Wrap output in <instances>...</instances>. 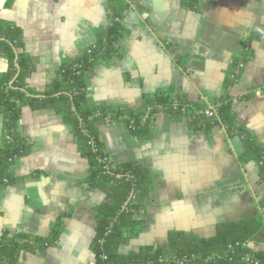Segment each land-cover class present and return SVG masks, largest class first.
I'll return each instance as SVG.
<instances>
[{
    "label": "crops",
    "instance_id": "crops-1",
    "mask_svg": "<svg viewBox=\"0 0 264 264\" xmlns=\"http://www.w3.org/2000/svg\"><path fill=\"white\" fill-rule=\"evenodd\" d=\"M123 7L128 35L111 61L90 72V103L140 111L146 96L175 86L189 100L214 107L248 43L249 61L231 89L233 107L238 122L264 145V0H195L194 8L185 0H0V21L23 28L34 63L28 81L43 92L65 63L107 36L114 12ZM8 68L0 55V73ZM98 125L111 160L142 163L155 182L140 216L143 229L122 244V253L168 247L171 231L210 237L221 223L264 217L260 166L241 161L244 144L225 126L207 134L168 112L155 116L150 137L134 134L124 119ZM21 133L31 150L11 166L13 183L0 185V236L47 237L61 219L57 245L23 251L21 264H96L95 209L106 193L88 183L89 163L71 124L54 110L25 107ZM2 135L0 115V145ZM247 248L264 251V228Z\"/></svg>",
    "mask_w": 264,
    "mask_h": 264
},
{
    "label": "trees",
    "instance_id": "trees-1",
    "mask_svg": "<svg viewBox=\"0 0 264 264\" xmlns=\"http://www.w3.org/2000/svg\"><path fill=\"white\" fill-rule=\"evenodd\" d=\"M194 8L195 0H185ZM123 10L115 11L105 38L100 39L89 52L86 49L77 58L65 63L58 76L43 92L29 84L34 70L32 56L26 50L24 30L19 25L0 21V55L8 60L9 68L0 73V115L3 117V135L0 145V185L13 183L10 168L19 157L30 153L31 143L22 136L21 119L25 107L33 110L51 109L71 124L78 150L89 163L88 183L106 193V199L95 209L97 233L91 248L96 264H246L243 256L251 251L264 264V251H252L238 246L249 244L264 228V217L221 223L210 237L192 232L171 231L168 247L144 245L127 254L121 246L140 235L144 220L140 217L146 207V197L155 189L149 167L136 161L116 164L102 139L99 122L113 123L124 119L132 132L140 137L152 135V123L160 112H168L177 120L189 119L195 131L210 134L216 126H225L230 136H239L245 151L242 162L255 161L260 166V181L264 180V145L247 127L238 122L234 111L236 98L231 89L249 61L248 43H244L232 63L224 83V94L214 107L189 100L178 87L159 89L144 98L140 111L88 101V78L101 62L111 61L119 51L118 43L128 35L123 24ZM19 63V68L16 66ZM210 110V114L206 111ZM144 118V120H143ZM64 221L58 220L49 236L27 233L0 236V264H21L23 251L40 253L59 242Z\"/></svg>",
    "mask_w": 264,
    "mask_h": 264
},
{
    "label": "built area",
    "instance_id": "built-area-1",
    "mask_svg": "<svg viewBox=\"0 0 264 264\" xmlns=\"http://www.w3.org/2000/svg\"><path fill=\"white\" fill-rule=\"evenodd\" d=\"M95 46H96V44H94L93 46L88 48L89 52L91 51L92 47H95ZM206 113L210 114V110H207ZM143 120H144V118H143ZM108 122H112L111 117H108ZM130 128H133V124L130 126ZM238 246L247 247V244H244V243L242 244L241 242H237L235 245H231L230 248L232 249V251H234L235 247H238ZM243 259L245 260L246 264H261V260L258 257H256V255L251 251L247 252L243 256Z\"/></svg>",
    "mask_w": 264,
    "mask_h": 264
},
{
    "label": "water",
    "instance_id": "water-1",
    "mask_svg": "<svg viewBox=\"0 0 264 264\" xmlns=\"http://www.w3.org/2000/svg\"><path fill=\"white\" fill-rule=\"evenodd\" d=\"M16 66L19 68V63L16 61Z\"/></svg>",
    "mask_w": 264,
    "mask_h": 264
}]
</instances>
